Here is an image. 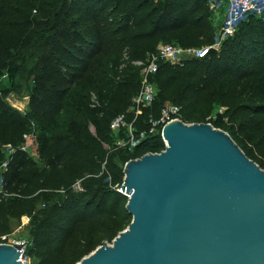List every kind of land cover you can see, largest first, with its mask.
<instances>
[{
	"label": "trees",
	"instance_id": "obj_1",
	"mask_svg": "<svg viewBox=\"0 0 264 264\" xmlns=\"http://www.w3.org/2000/svg\"><path fill=\"white\" fill-rule=\"evenodd\" d=\"M210 17L205 0H0V80L7 78L10 87L18 78L29 83L26 113L9 105L0 87V164L3 146L16 147L31 118L39 120L42 133L51 134H40L39 141L59 142L58 163L51 161L49 169L36 167L17 149L4 172L0 236L11 232L12 220L30 217L26 264H76L128 226L127 198L117 190L124 165L164 148L158 132L131 151H107L102 145H113L110 122L126 116L130 97L138 93L139 67L132 62L156 54L161 44L181 49L213 44L216 33ZM123 69L134 76L127 82L125 104L115 101L116 76ZM87 75L92 81L84 82ZM150 82L155 88L151 104L142 105V113L129 122L136 131L149 129L150 121L171 103L180 107L182 122L210 123L234 141L233 122L249 114L253 123L257 121L248 130L250 140L261 137L264 19L248 15L205 57L159 61ZM90 91L96 94L94 102ZM78 105L77 135H57L63 128L60 122L71 121ZM216 106L225 108L219 116L229 124L212 119ZM132 118L128 113L126 119ZM87 120L93 121L96 136L87 132ZM118 132V138L128 139L125 127ZM236 143L264 166L245 145ZM77 181L81 191L73 188ZM30 257L35 261L29 262Z\"/></svg>",
	"mask_w": 264,
	"mask_h": 264
},
{
	"label": "water",
	"instance_id": "obj_2",
	"mask_svg": "<svg viewBox=\"0 0 264 264\" xmlns=\"http://www.w3.org/2000/svg\"><path fill=\"white\" fill-rule=\"evenodd\" d=\"M162 136L124 165L128 226L76 264H264V169L210 123L171 121ZM20 249L0 244V264H25Z\"/></svg>",
	"mask_w": 264,
	"mask_h": 264
},
{
	"label": "rangeland",
	"instance_id": "obj_3",
	"mask_svg": "<svg viewBox=\"0 0 264 264\" xmlns=\"http://www.w3.org/2000/svg\"><path fill=\"white\" fill-rule=\"evenodd\" d=\"M223 16L224 14H222V12H220V14L211 13L210 22H211L212 27H214V30L216 33L215 36L221 33ZM256 17L263 19L262 17L257 16V15ZM186 58H190V54L184 53L178 60L186 59ZM133 78L134 76L131 73H128V71H125V69L117 72V76H116L117 94L115 95V101H119L122 104H125L127 102V98L125 97V94L128 93V90H130L127 87V82L129 81V79H133ZM90 81H92V77L90 75H87L86 78L84 79V82H90ZM0 87L3 90H5L6 92L5 100L7 101L9 105H11L15 109L23 113L29 112V109H28L29 108L28 106L29 97L27 95V89L29 87V83H26L22 78H18L16 80L15 86L10 87V83L7 81V78L4 77L0 80ZM137 88L140 89L139 84ZM90 97L93 101L95 100L96 94L94 91H90ZM132 99H133V96L130 97V104H128L127 109H126V112H127L126 117H127V114L129 113V115L130 114L133 115V118L132 120L126 119L127 123L135 119L136 113H137L136 111L138 110L140 111L138 115L142 113V108L137 109L136 106L133 105ZM216 107H217L216 110L212 114V119H221L224 123L229 124L225 116L221 118L219 116V114L225 111V108L221 106H216ZM74 108L75 109H72V111L75 112V115L71 116L72 120L69 121L68 123L66 121H61L60 125L63 128L62 129L60 128L57 130V133H58L57 135H66L67 137L68 135L69 136L77 135L78 133L77 128H78V125L80 123V118H81V106L79 105L74 106ZM67 119L69 118L67 117L66 120ZM250 119H255V118L249 114L243 113L242 116H239L237 120L233 122V127L235 129V134H236L235 140L245 145L247 149H249L252 152V154L257 160H261L264 162V133L261 137L251 141L250 140L251 135L249 134L248 130L250 129L251 125H255L257 121L253 123ZM40 126H41V123L39 122L38 119L31 118L28 122L29 130L25 133L26 135L22 136V141L19 144H17L16 147L14 146L13 148H14V151H16L17 149H19L20 151H23L28 157L31 158V160L35 163L36 167L40 169H49L48 164L51 161H54L55 164L58 163V159L56 156L57 151L55 149V146L57 147L59 142L50 141V142L43 143L42 141H39L38 137L40 134H42L45 137H51V134L49 133H42ZM85 128L90 135L96 136V128L92 120L86 121ZM125 128H126V134H128V128L127 127ZM114 133H113L114 134L113 145L102 143L104 149H106L107 151H112V150L122 148L120 144L122 143L123 140H121L122 138H118L119 136L118 130L114 131ZM2 149H3V155L5 157L4 160L10 161L11 153L8 152V150L5 149L4 146ZM117 162L120 163L118 160ZM254 162L256 163V161ZM262 168L264 169V166ZM102 169L105 170L104 162L102 163ZM125 197L127 198V196ZM29 227H30V217L28 216H23L18 220L16 219L12 220L11 221V232L8 234L9 240L16 241V242L29 241L30 239ZM106 243H111V242H106ZM28 261L34 262L35 259L30 257Z\"/></svg>",
	"mask_w": 264,
	"mask_h": 264
},
{
	"label": "built area",
	"instance_id": "obj_4",
	"mask_svg": "<svg viewBox=\"0 0 264 264\" xmlns=\"http://www.w3.org/2000/svg\"><path fill=\"white\" fill-rule=\"evenodd\" d=\"M209 11L212 14H224L221 26V33L215 36L214 43L200 48L181 49L171 44H161L157 48V52L154 55L145 57L143 60H134L133 65L139 67L140 75V89L138 93L133 97V105L139 109L142 105H150L155 95V88L150 82V76L156 71L159 61H167L175 63L182 54L187 53L190 56L197 58L205 57L210 53L211 49L218 50L221 39L231 36L237 25L244 20L248 15L254 14L264 19V0H205ZM93 101V100H92ZM94 102V101H93ZM136 115L140 111H136ZM182 121L180 107L175 104L166 103L159 114V117L150 121L151 126L149 129H141L136 131L132 126V123L126 122V116L120 114L116 116L110 122V129L115 131L121 127L128 128V134L126 140H123L120 146L127 148L129 151L137 147L148 135L159 133L160 137L166 146V141L162 136V128L165 124L171 121ZM184 123V122H183ZM187 124V123H186ZM5 149L11 154L14 152V148L10 145H5ZM164 149V148H163ZM8 161L4 160L0 164V193H4V172L6 170ZM73 188L77 191H81L79 181H77ZM119 191L120 188H117ZM0 244L19 245L20 251L24 254L26 246L29 244L27 241H10L8 235L0 236ZM26 264V259L22 260Z\"/></svg>",
	"mask_w": 264,
	"mask_h": 264
}]
</instances>
